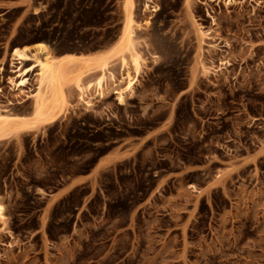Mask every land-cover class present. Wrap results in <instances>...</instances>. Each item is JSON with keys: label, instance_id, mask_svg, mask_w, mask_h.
I'll list each match as a JSON object with an SVG mask.
<instances>
[{"label": "rangeland", "instance_id": "obj_1", "mask_svg": "<svg viewBox=\"0 0 264 264\" xmlns=\"http://www.w3.org/2000/svg\"><path fill=\"white\" fill-rule=\"evenodd\" d=\"M151 2L135 0L150 18L125 106L75 92L63 117L32 122L15 68L0 72V114L31 123L0 139V264H264V0ZM122 20V0L0 9V63L36 42L95 53Z\"/></svg>", "mask_w": 264, "mask_h": 264}, {"label": "bare ground", "instance_id": "obj_2", "mask_svg": "<svg viewBox=\"0 0 264 264\" xmlns=\"http://www.w3.org/2000/svg\"><path fill=\"white\" fill-rule=\"evenodd\" d=\"M149 3H152L151 0H144V9L157 12L156 5L150 6ZM122 12L119 36L110 46L95 53H66L58 56L55 55L54 48L45 42H36L20 48L13 47L10 50L5 61L0 63V72L4 70L6 63L15 68L10 72L17 75L7 78L6 82L15 96L23 97V102L30 100L32 122L37 120L50 124L63 117L70 108L75 107L73 101L70 102V96L75 98V92L76 98L86 109L92 107L93 101L100 102L109 94L115 96L113 100L116 105H126L127 98L134 94L141 68L145 64V59L138 49L137 31L141 29V25L149 23L150 17L142 24L135 20V0H122ZM196 31L199 37L198 47L201 49L206 34L201 31L199 25H196ZM151 59L156 63L158 56L151 54ZM29 61L33 64L23 68V64ZM199 66L203 73L217 71L202 62ZM217 68L221 70L220 67ZM31 77L36 82V91L33 94H30ZM9 118L12 117L0 114V139L31 126V123L29 127L26 126L25 119L21 121L15 117ZM3 213L4 207L0 200V221L4 219Z\"/></svg>", "mask_w": 264, "mask_h": 264}, {"label": "crops", "instance_id": "obj_3", "mask_svg": "<svg viewBox=\"0 0 264 264\" xmlns=\"http://www.w3.org/2000/svg\"><path fill=\"white\" fill-rule=\"evenodd\" d=\"M27 4V0H6L4 2H0V9H12L18 7H25ZM86 182L85 178L81 179L80 177H76L71 181L70 186H75L81 183Z\"/></svg>", "mask_w": 264, "mask_h": 264}]
</instances>
